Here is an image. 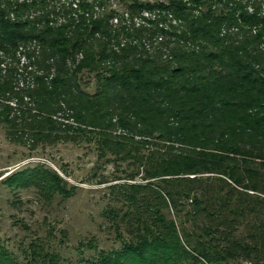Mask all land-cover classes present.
Here are the masks:
<instances>
[{"label": "trees", "instance_id": "trees-1", "mask_svg": "<svg viewBox=\"0 0 264 264\" xmlns=\"http://www.w3.org/2000/svg\"><path fill=\"white\" fill-rule=\"evenodd\" d=\"M65 2L0 0V124L31 149L87 141L129 168L103 211L117 245L90 238L80 247L94 252L73 264H215L253 248L264 257V0H170L182 26L153 53L143 30L122 34V15L114 25L112 11ZM4 183L47 199L76 188L40 164ZM20 253L0 242V264H72L45 237Z\"/></svg>", "mask_w": 264, "mask_h": 264}, {"label": "rangeland", "instance_id": "rangeland-1", "mask_svg": "<svg viewBox=\"0 0 264 264\" xmlns=\"http://www.w3.org/2000/svg\"><path fill=\"white\" fill-rule=\"evenodd\" d=\"M45 1L52 7L67 0ZM85 1L94 3V0ZM169 2L170 0H116L114 8L104 1L99 5L102 9L114 12L118 18L124 12L127 15L130 13L133 19L121 22L125 27L122 34H134L136 29L143 30L140 37L145 38L142 39L144 47L153 53L160 48L166 52L163 45L165 37L170 33H178L182 26L175 17L174 22L171 21L168 14ZM132 3L141 4L137 12H131L129 5ZM162 14H166V18L158 20L161 21L158 26L164 32L153 37L148 35L149 29H152L150 21ZM119 22L118 20L114 25ZM131 37L127 41L138 40V37ZM169 45L172 46L173 43ZM82 87L86 88L83 84ZM94 147L92 142L82 141L46 144L31 149L27 144L12 142L6 138L4 126L0 124V242L4 246L14 254L21 255V250L26 248L29 241L35 237H45L73 264L80 256L82 259L87 258L94 252L85 246L80 247V243L83 244L90 238L94 239L98 248L117 245L115 230L110 226V220L103 216V211L114 206L115 194L109 185L129 182L124 178L113 180L114 176L125 177L123 171L126 172L129 168L124 167V164L115 166L99 159ZM38 164L50 167L69 184L75 185L72 194L67 198L55 194L47 199L32 187L14 188L7 187L4 183L8 174ZM103 179L105 182H101ZM133 181L144 182L141 173ZM256 217L264 221V207ZM245 242L249 244L246 239ZM257 250L253 248L251 252L248 251L250 254L247 256L240 255L215 264H264L262 253ZM79 262L84 264L83 261Z\"/></svg>", "mask_w": 264, "mask_h": 264}, {"label": "built area", "instance_id": "built-area-1", "mask_svg": "<svg viewBox=\"0 0 264 264\" xmlns=\"http://www.w3.org/2000/svg\"><path fill=\"white\" fill-rule=\"evenodd\" d=\"M68 1L71 2L72 6H74V4H76L78 0H68ZM101 1L107 2V3L110 5V7H112V8L116 7V5H117L116 0H94V3H93V13L96 14V13H99L100 11L103 10L102 7H100V5H99V3H100ZM65 3H67V2H65ZM91 3H92V2H91ZM122 18H123V23L129 21V19H128L129 17H128V15H127L126 12L123 13ZM112 21H113V22H114V21L117 22V21H118V17H117V16H114V17L112 18ZM116 22H114V24H115Z\"/></svg>", "mask_w": 264, "mask_h": 264}]
</instances>
